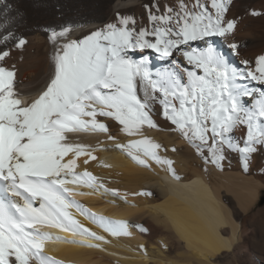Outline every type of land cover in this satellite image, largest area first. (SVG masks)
I'll use <instances>...</instances> for the list:
<instances>
[{
    "label": "snow or ice",
    "instance_id": "obj_1",
    "mask_svg": "<svg viewBox=\"0 0 264 264\" xmlns=\"http://www.w3.org/2000/svg\"><path fill=\"white\" fill-rule=\"evenodd\" d=\"M233 3L149 0L142 5L147 24L138 23L134 14L116 12L81 37H74L70 27L51 30L49 71L31 94L18 89L15 65L4 66L10 57L7 41L11 38L17 49L27 41L10 30L0 32V41L5 42L0 47V264H60L43 248L45 241L63 238L40 232L41 224L86 237L84 247L103 250L102 244L109 242L106 236L75 219L69 211L73 207L112 237L131 235L126 221L89 213L71 199L73 190L66 187L70 183L95 191L103 188L86 167L77 171L97 157L93 145L72 134H105L114 148L139 166L151 168L153 161L178 181L174 162L159 154L167 149L145 135V128H161L155 118L159 115L171 126L166 130L183 139L205 166L223 171L228 152L234 150L243 171L249 172L253 154L264 149V90L248 107L241 96L251 94L234 87L233 81L250 77L264 85V53L254 61H242L248 67L238 71L211 43L203 49L191 46L219 36L230 39L228 47L238 54L235 33L243 18H228ZM248 14L264 13L249 9ZM145 49L165 58L179 52L186 63L172 60L171 70L153 73L144 57L132 55ZM107 121L117 126L125 142H117ZM237 128L243 130L242 146L226 144ZM258 174L264 176V166ZM104 191L119 195L117 189ZM229 239L239 236L234 232Z\"/></svg>",
    "mask_w": 264,
    "mask_h": 264
},
{
    "label": "bare ground",
    "instance_id": "obj_2",
    "mask_svg": "<svg viewBox=\"0 0 264 264\" xmlns=\"http://www.w3.org/2000/svg\"><path fill=\"white\" fill-rule=\"evenodd\" d=\"M148 2L0 0V32L7 29L17 39L27 41L22 49L15 48L11 38L7 41L10 57L6 58L4 66L15 65L18 89L24 94L34 93L49 71L53 52L48 39L51 30L70 27L74 37H81L113 19L116 12L134 14L138 23L147 24L142 5ZM249 9L264 13V0H234L228 13L229 19L243 18L235 33V40L240 43L238 54L228 47L232 42L230 39L219 36L191 42V46L197 48L207 45V39H220L235 58L233 67L244 71L248 66L242 61H254L256 56L264 53V14L251 16ZM4 44L0 41V47ZM150 54L161 56L150 49L132 55L139 59ZM172 58L186 63L179 52ZM235 84H239L238 89L245 85L252 88L251 95L241 97V102L248 107L256 104L261 98V90H264V85L250 77L237 76L233 81ZM247 99H251L250 102H246ZM155 118L161 128H145V135L167 149L159 154L174 162L181 179L173 180L153 161H150L151 168L139 166L125 152L114 148L113 141H109L105 134H74V138L93 145V155L97 157L87 165H81L77 171L82 172L86 167L103 188L95 191L77 184L80 190H84L82 193H86L79 195L76 194L78 188L70 183L66 187L73 190L71 199L89 213L126 221L131 235L112 237L73 207L69 211L75 219L92 231L105 235L109 242L102 244L103 250L84 247L83 244L89 242L86 237L37 225L40 232L63 238L45 241L44 254L60 264H254L250 246L264 245V204H259L264 193V176L258 174V169L264 166V149L253 154L247 173L242 169L239 153L230 150L224 169L220 171L211 165L205 166L183 139L166 130L171 127L169 124L159 115ZM107 123L112 134L117 136V142H125L117 126L111 121ZM242 137L243 130L237 128L228 135L226 144L241 142L242 146ZM105 188L117 189L119 195L105 192ZM142 191L151 195H134ZM141 227L147 231H141ZM234 232L239 239L230 241ZM73 240L76 243L67 242ZM230 243L231 251L228 250Z\"/></svg>",
    "mask_w": 264,
    "mask_h": 264
},
{
    "label": "rangeland",
    "instance_id": "obj_3",
    "mask_svg": "<svg viewBox=\"0 0 264 264\" xmlns=\"http://www.w3.org/2000/svg\"><path fill=\"white\" fill-rule=\"evenodd\" d=\"M259 204H264V193L259 199ZM250 254L253 257L254 264H264V245H251Z\"/></svg>",
    "mask_w": 264,
    "mask_h": 264
}]
</instances>
